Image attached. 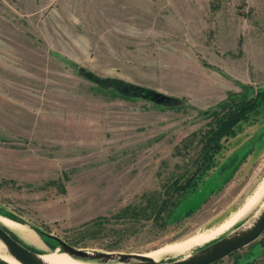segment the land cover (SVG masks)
I'll return each instance as SVG.
<instances>
[{
    "label": "rangeland",
    "instance_id": "1",
    "mask_svg": "<svg viewBox=\"0 0 264 264\" xmlns=\"http://www.w3.org/2000/svg\"><path fill=\"white\" fill-rule=\"evenodd\" d=\"M262 87L264 0H0V215L77 248L146 255L217 227L264 182V106L164 222L122 214L196 173L213 117ZM250 250L264 264V232L213 264Z\"/></svg>",
    "mask_w": 264,
    "mask_h": 264
},
{
    "label": "water",
    "instance_id": "2",
    "mask_svg": "<svg viewBox=\"0 0 264 264\" xmlns=\"http://www.w3.org/2000/svg\"><path fill=\"white\" fill-rule=\"evenodd\" d=\"M129 91L130 93H136L159 102L170 99L166 95L148 89L129 87ZM22 223L28 225L24 221ZM33 229L39 236L54 241L56 243L55 248H58L61 252L68 254L76 260L92 264H109L110 262L118 264H213L255 241L264 232V207L249 225L208 242L187 257L171 260H155L149 256H145L144 253H113L77 248L55 234L38 228ZM0 241L5 246L8 255L20 264H47L39 258L37 252L31 250L19 239L13 237L9 230L1 225ZM7 263L10 264L9 262Z\"/></svg>",
    "mask_w": 264,
    "mask_h": 264
},
{
    "label": "trees",
    "instance_id": "3",
    "mask_svg": "<svg viewBox=\"0 0 264 264\" xmlns=\"http://www.w3.org/2000/svg\"><path fill=\"white\" fill-rule=\"evenodd\" d=\"M117 87L122 90L129 91V84L121 81L116 82ZM130 93V92H129ZM264 106V87L256 90L254 94L248 98L230 104L222 115L214 116L209 123V128L202 137V146L200 148V162H195L196 173L190 175V178H175L166 184L160 191H149L144 194L143 204L137 207H126L122 216L125 217H153L160 223L164 222L166 215L171 212L173 207L179 200L181 194L190 186H194L198 180V170H205L215 153L222 148V138L227 139L229 136L235 135V130L240 123L247 118L249 113L256 112L260 107ZM195 173V174H194ZM20 222L22 220L16 219ZM53 245L56 243L53 241ZM1 264H8L0 260Z\"/></svg>",
    "mask_w": 264,
    "mask_h": 264
},
{
    "label": "bare ground",
    "instance_id": "4",
    "mask_svg": "<svg viewBox=\"0 0 264 264\" xmlns=\"http://www.w3.org/2000/svg\"><path fill=\"white\" fill-rule=\"evenodd\" d=\"M263 195H264V182L260 184V186L257 188L255 193L249 197V199L244 203V205L233 216L228 218L219 226L214 227L210 230H206L205 232L199 233L183 241L168 245L162 249L155 251L152 254L146 255L144 253L145 256H149L155 260L177 259V258L189 256L192 249L205 245L208 242L216 239L217 237L225 234L227 231L231 230L234 227V225L238 222L240 217L244 213H246L251 208V206L254 203H256L259 200V198ZM262 207H264V201ZM249 224L250 222L246 223L244 226H247ZM0 225L5 229L9 230L13 235H15L13 232L15 233L18 232V234L20 236H23V238L29 241L30 244L37 246L38 249L45 250V248L42 246L41 239L31 228L28 227V225L23 224L22 222H18L12 218L9 217L7 218L1 215H0ZM19 240L21 241V239ZM52 250H50L52 252H46V253L44 252L41 253L37 251V254L39 258L47 264H92V263L76 260L70 257L68 254L61 252V250H59L58 248ZM0 259H3L9 262L10 264H20L18 261H16L15 259H13L11 256L8 255L5 246L1 243V241H0ZM109 264H118V263L110 262Z\"/></svg>",
    "mask_w": 264,
    "mask_h": 264
},
{
    "label": "flooded vegetation",
    "instance_id": "5",
    "mask_svg": "<svg viewBox=\"0 0 264 264\" xmlns=\"http://www.w3.org/2000/svg\"><path fill=\"white\" fill-rule=\"evenodd\" d=\"M252 243V242H251ZM250 243V244H251ZM248 244V245H250ZM245 247V246H244ZM243 248V247H242ZM242 248L238 249L237 251H234L232 253L233 254H236L238 253ZM254 251L253 250H250L246 255H242V254H238L234 260V263L233 264H253L256 262V257L254 256ZM245 256V257H244Z\"/></svg>",
    "mask_w": 264,
    "mask_h": 264
}]
</instances>
